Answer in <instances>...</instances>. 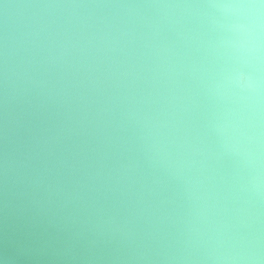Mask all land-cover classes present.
Returning <instances> with one entry per match:
<instances>
[{
	"label": "clouds",
	"instance_id": "obj_1",
	"mask_svg": "<svg viewBox=\"0 0 264 264\" xmlns=\"http://www.w3.org/2000/svg\"><path fill=\"white\" fill-rule=\"evenodd\" d=\"M33 7L42 30L61 16L108 25L154 15L175 27L183 43L173 62L174 103L164 124L170 148L162 161L169 175L182 177L203 220L173 219L177 211L165 206L169 201L158 180L135 179L130 165L120 161L109 164L113 145L106 108L84 111L71 125L44 128L42 122L22 120L15 111L19 48L6 35L5 127L12 148L5 175L13 188L19 165L34 152H46L82 171L96 192L111 193L124 207L78 219L45 206L25 189L14 191L11 233L0 264L21 259L32 264H264V0ZM88 128L95 130V145L76 143L73 136ZM69 140L71 146L65 144Z\"/></svg>",
	"mask_w": 264,
	"mask_h": 264
},
{
	"label": "water",
	"instance_id": "obj_2",
	"mask_svg": "<svg viewBox=\"0 0 264 264\" xmlns=\"http://www.w3.org/2000/svg\"><path fill=\"white\" fill-rule=\"evenodd\" d=\"M179 2L184 0H0V254L11 233L12 193L19 189L78 219L116 214L124 207L111 193L96 192L94 182L82 171L71 170L46 152H34L19 165L13 188L12 178L5 175V157L12 148L5 127L2 45L6 35L15 39L19 48L15 111L22 120L42 122L44 128L61 122L71 125L84 111L106 108L107 134L113 145L109 164L120 161L130 165L133 178L158 180L157 187L169 201L165 206L177 211L173 219L203 220L199 202L194 196L188 198L182 177L175 172L169 175L162 161L170 148L164 124L174 103L172 89L177 77L173 62L183 43L175 27L154 15L118 18L108 25L61 16L56 25L42 30L38 10L33 7L44 3ZM94 134L95 130L88 128L73 140H89L94 146ZM65 144L71 146L72 140ZM17 264L32 262L21 259Z\"/></svg>",
	"mask_w": 264,
	"mask_h": 264
}]
</instances>
